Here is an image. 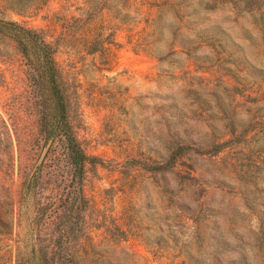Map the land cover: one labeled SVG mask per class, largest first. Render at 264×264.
<instances>
[{"label":"rangeland","instance_id":"obj_1","mask_svg":"<svg viewBox=\"0 0 264 264\" xmlns=\"http://www.w3.org/2000/svg\"><path fill=\"white\" fill-rule=\"evenodd\" d=\"M0 19L55 46L77 135L105 163L67 220L63 148L39 132L27 67L0 35V264H29L30 246L43 264H264L259 16L233 0H38L23 14L0 0ZM177 146L193 149L171 170L143 166Z\"/></svg>","mask_w":264,"mask_h":264},{"label":"trees","instance_id":"obj_2","mask_svg":"<svg viewBox=\"0 0 264 264\" xmlns=\"http://www.w3.org/2000/svg\"><path fill=\"white\" fill-rule=\"evenodd\" d=\"M2 1H8L12 11L18 14L31 11L38 2V0ZM233 3L236 7H242L244 11L259 16L262 20L261 28L264 34V0H233ZM0 35L15 43L27 67L29 85L34 99L33 108L38 116L39 132L44 136L45 142L53 144L58 141L63 148L64 159L70 168V179L66 188L67 196L64 198L68 201L63 207L64 215L68 220L73 215L75 207L82 211L88 208V200L83 188L85 178L89 172H94L98 166H104L105 163L102 158L87 154L77 135L74 120L77 114L76 106L72 99L70 85L64 79L56 62L55 46L47 42L43 32L3 19H0ZM230 143L231 140L214 145L207 150V153L217 155ZM192 149L189 146H177L164 164L143 166L153 173L171 170L176 161ZM129 163L136 165L140 162L131 160ZM42 164H37L31 174L24 177L25 184L22 192L25 194L30 193L31 188L38 184ZM48 253V250L38 252L35 246L23 249V254L27 256L29 264H43V257H46ZM73 254L72 252L71 255Z\"/></svg>","mask_w":264,"mask_h":264}]
</instances>
